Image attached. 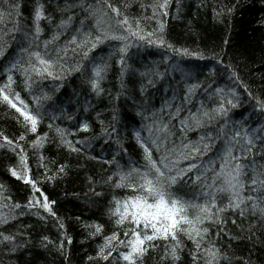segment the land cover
<instances>
[{
    "label": "snow or ice",
    "instance_id": "snow-or-ice-1",
    "mask_svg": "<svg viewBox=\"0 0 264 264\" xmlns=\"http://www.w3.org/2000/svg\"><path fill=\"white\" fill-rule=\"evenodd\" d=\"M247 3L230 0L219 10L214 9L215 19L230 22ZM131 7L130 3L118 5L112 0H0V106L12 112L21 129L15 137L0 131V152L15 161L7 165V174L26 190L22 203L14 201L7 186L0 182V226L15 227L12 222L24 216H35L44 223L52 220L63 237L55 246L65 256V241L71 245L72 238L56 211L57 201L43 185L63 179L68 167L57 165L50 175L52 169L43 163L45 157L40 154L50 141L48 133L36 134L47 114L45 102L51 100L41 85L45 81L62 82L74 73H88L87 85L101 96L105 92L102 83L111 67L110 57L102 55V46L109 41L120 42L116 63L120 66L122 91L127 90L124 77L129 72L127 60L132 47L144 44L181 56L205 58L200 52L175 48L165 37V18L173 7L179 18L180 0L141 3V10H150L151 16L140 18L128 15ZM142 19L155 20L158 27L147 30ZM219 62L223 64V60ZM225 70H230V78L251 97L248 86L231 65H225ZM154 75L146 83L141 82L142 94L156 87L157 79L164 78L158 72ZM198 88L204 92L203 99L196 95ZM112 99H119V95ZM253 99L257 110L264 114V100ZM239 102L235 88L226 92L193 84L178 97L174 94L166 99L150 116L137 113L149 121L132 133L141 159L125 164L120 160L128 149L113 125L103 127L101 132L105 143L112 141L117 146V151L105 158L88 153L90 140H70L68 137L74 133L48 123V129L54 130L58 138V142L53 139L51 143L111 169L100 185L111 189L107 197L97 190V182L89 179L92 194L104 198L93 203L103 205L105 223L110 225L106 232L105 224L81 221L90 229V239H101L95 255L87 256L89 264H233L217 243L221 237L238 239L229 234V225L240 233L247 231V239L254 231L264 230V123L249 128L232 120V110ZM117 118L113 114L112 119ZM77 130L92 129L85 122L82 127L77 124ZM192 132L197 134L194 141L188 139ZM29 134L34 136L30 142ZM26 144L37 154V169H44L39 175L33 174ZM7 231H0V244L10 252L30 246L23 229L5 234ZM53 243L44 236L41 247Z\"/></svg>",
    "mask_w": 264,
    "mask_h": 264
},
{
    "label": "trees",
    "instance_id": "trees-1",
    "mask_svg": "<svg viewBox=\"0 0 264 264\" xmlns=\"http://www.w3.org/2000/svg\"><path fill=\"white\" fill-rule=\"evenodd\" d=\"M114 4H131L128 10L130 17L140 18L151 16V11L143 12L139 5L148 4L153 0H112ZM175 3V0H173ZM230 3V0H180L181 11L176 18L175 8L165 18V37L167 41L177 49L186 48L190 51L200 52L204 59L181 56L166 48H157L141 44L140 47H132L129 50L128 74L124 77L126 91L121 90L120 66L116 63L119 58L117 51L119 41H109L102 47L105 57H110L111 67L106 79L102 83L105 92L101 96L92 93L86 83L88 73L81 75L74 73L61 81H45L41 87L51 96V100L45 102L46 116L38 129L37 136L48 133L49 143H46L40 154L45 157L43 163L47 164L52 172L57 165L65 164L68 167V175L63 179H57L43 186L50 197L57 201L56 211L67 227V235L72 238V244L65 241L67 254L62 255L57 251L55 243L61 240L60 231L52 220L44 223L35 216H24L19 221L10 225L0 226V231L7 228V232L15 233L23 229L25 239L29 247L13 253L3 244H0V264H89L88 255H95L100 237L89 238V231L83 227L81 221L86 223L105 224L108 232L110 225L105 223L106 215L101 210L102 204H94L95 200L104 198L95 197L90 191L89 179L97 182L98 191L107 194L111 191L108 186L101 187L103 179L111 169L107 165L97 163L95 160L86 159L85 155L69 153L65 148L51 143L55 137L54 130L47 127L51 122L60 128L67 129L70 140H90L88 153L93 156L108 158L117 151V146L112 141L105 143L101 137L102 128L113 125L124 146L128 149L123 154L121 164L128 160H140L139 147L135 145L132 133L139 130L144 124L149 123L137 113L150 116L157 111L166 99H171L175 94L193 84L210 85L212 88H222L226 92L235 88L240 96L239 106L232 110V120L242 123L245 127H259L264 123V114L257 110L258 97L264 100V0H248L246 6L241 9L230 22L220 23L215 19L214 9L219 10L221 5ZM27 15V12H25ZM230 23V27L228 26ZM141 24L147 30L158 27L155 20L142 19ZM225 41L227 43L225 44ZM141 54L142 59L138 58ZM168 56L163 63L161 59ZM216 57V58H214ZM223 60V64L219 62ZM225 65H231L240 79L248 86L252 96H248L242 87L237 86L230 78V70H225ZM163 74V79H157L156 87H149L146 94L140 92L141 82L155 78V73ZM140 73H147L141 76ZM133 81L135 83H133ZM62 84V86H60ZM23 95V94H22ZM119 95V99L112 97ZM196 95L203 99L204 92L197 89ZM209 103V101H205ZM113 114L117 119L113 120ZM48 116L54 119L49 121ZM103 121V124H101ZM87 122L91 126L90 132L77 130V124L81 127ZM0 131L6 135L15 137L21 129L15 123L14 115L10 110L0 106ZM146 135L145 133H142ZM34 139L29 134V142ZM116 136H113V140ZM176 144H180L179 134L176 136ZM189 140H196L195 132L189 133ZM29 153V163L34 175H39L44 169H37V154L26 144ZM120 159V157H117ZM15 161L8 154L0 152V182L4 183L14 201L23 202L25 189L19 182L12 180L6 171L9 164ZM142 163V160H141ZM41 179H43L41 177ZM118 194H126L124 190H116ZM110 198V197H108ZM80 218L79 220L77 218ZM255 220L253 223L255 224ZM31 225L30 228L27 226ZM229 234L237 235L238 239L231 240L221 237L218 245L232 259L233 264L239 261H249L250 264H264V230H256L250 234L229 225ZM47 236L54 243L48 248L41 247V240ZM190 246V245H189Z\"/></svg>",
    "mask_w": 264,
    "mask_h": 264
},
{
    "label": "bare ground",
    "instance_id": "bare-ground-1",
    "mask_svg": "<svg viewBox=\"0 0 264 264\" xmlns=\"http://www.w3.org/2000/svg\"><path fill=\"white\" fill-rule=\"evenodd\" d=\"M138 58L142 59L141 54L138 56ZM167 60H168V56H165V57H163V58L161 59V61H162L163 63H165Z\"/></svg>",
    "mask_w": 264,
    "mask_h": 264
}]
</instances>
